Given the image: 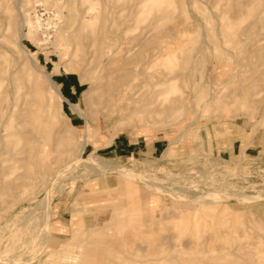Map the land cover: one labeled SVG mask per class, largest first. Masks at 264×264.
<instances>
[{
    "label": "rangeland",
    "instance_id": "rangeland-1",
    "mask_svg": "<svg viewBox=\"0 0 264 264\" xmlns=\"http://www.w3.org/2000/svg\"><path fill=\"white\" fill-rule=\"evenodd\" d=\"M0 264H264V0H0Z\"/></svg>",
    "mask_w": 264,
    "mask_h": 264
},
{
    "label": "bare ground",
    "instance_id": "bare-ground-1",
    "mask_svg": "<svg viewBox=\"0 0 264 264\" xmlns=\"http://www.w3.org/2000/svg\"><path fill=\"white\" fill-rule=\"evenodd\" d=\"M144 2V1H143ZM21 17V16H20ZM10 19V18H9ZM8 19V20H9ZM10 21V20H9ZM10 23H12V22H10ZM22 20L20 19V31H19V38H21V37H23V36H25V37H28V38H31L32 37V33H30L29 31L28 32H24L23 30H22ZM20 45V47L21 48H24V46L22 45V43H20L19 44ZM32 62H33V65L35 66V68H36V70L38 71V72H40V75H36L37 76V79L40 81V82H42V83H47L48 82V89H47V93H46V100H48V101H50V102H55V103H57L60 99H63V100H66L67 101V99L65 98V97H63L62 96V94L60 93V91H59V89H58V87L55 85V83L50 79V76H49V73L48 72H46V71H44V70H40V69H38V67H37V62L34 60V59H32ZM110 65V64H109ZM109 73V72H108ZM31 75H32V73H30ZM109 75V74H108ZM30 76V75H29ZM102 76V75H101ZM107 77H109V76H107ZM111 77V76H110ZM109 77V78H110ZM30 78H32V77H30ZM31 80V79H30ZM110 80V79H109ZM160 81V80H159ZM27 83H30V81L28 82V80H27ZM106 83V82H105ZM31 84V83H30ZM96 84V83H95ZM164 84V83H163ZM11 85V84H10ZM28 85V84H27ZM43 87V86H42ZM105 87V86H104ZM11 88V87H10ZM29 88V87H28ZM33 88V87H32ZM32 88L30 89V90H32ZM108 88V87H107ZM102 91V90H101ZM45 92V91H44ZM108 92V91H107ZM43 93V92H42ZM113 93V92H112ZM45 94V93H44ZM43 94V95H44ZM108 94V93H107ZM136 94V93H135ZM11 95V94H10ZM39 95H41L40 94V92H39ZM32 96V95H31ZM99 96H101V95H99ZM134 96H136V95H134ZM133 96V97H134ZM39 97V96H38ZM103 97V96H102ZM107 97V96H106ZM44 99V98H43ZM109 98H107V100H108ZM10 100H11V98H10ZM40 100H42V98H41V96H40ZM157 100V99H156ZM43 102V101H42ZM41 102V103H42ZM40 103V104H41ZM44 103V102H43ZM69 103V105H70V107H71V109H72V111L74 112V113H78V114H81L82 116H83V114L81 113V112H79V104L78 103H70V102H68ZM39 104V103H38ZM57 105H58V103H57ZM13 107H14V101L13 100H11V101H9V108H12L13 109ZM42 107V106H41ZM51 109V108H50ZM118 108H116L115 110H117ZM52 111H53V109H52ZM7 113V112H6ZM39 114V113H38ZM37 114V115H38ZM51 114V113H50ZM50 114H48V116L50 115ZM7 115H9L8 113H7ZM32 115V114H31ZM40 115V114H39ZM52 115H53V113H52ZM127 115V114H126ZM125 115V116H126ZM6 116V115H5ZM51 116V115H50ZM7 118H8V116H6ZM40 117H41V115H40ZM84 118V123H83V125H82V129L84 130V134H88L89 133V129H88V127H87V117H83ZM6 119V118H5ZM7 120V119H6ZM2 123V122H1ZM5 123V122H4ZM38 124H39V122H37ZM37 125V124H36ZM36 125H34V126H36ZM39 126H41L40 124H39ZM36 127H38V125L36 126ZM36 127H35V129H36ZM66 127V126H65ZM39 128H41V127H39ZM48 128V127H47ZM39 130V129H38ZM42 130V129H41ZM46 131H47V129H46ZM37 133V132H36ZM35 133V134H36ZM42 133V132H41ZM40 134V133H39ZM31 136H33V135H31ZM39 136H41V135H39ZM37 139V138H36ZM33 145H34V143H32ZM41 144V143H40ZM36 147V146H35ZM34 147V148H35ZM40 147V146H39ZM69 148V147H68ZM28 149V148H27ZM38 150H39V148H38ZM36 152V151H35ZM43 153H45V152H43ZM36 162V161H35ZM98 162V161H97ZM93 164V163H92ZM97 165V164H96ZM94 168H97V166H95ZM100 168V167H99ZM58 170V169H57ZM103 170V168L101 169V171ZM59 171V170H58ZM100 171V170H99ZM121 172V171H120ZM127 176H129V175H127ZM263 196V195H262ZM46 202H47V199H46ZM49 206V205H48ZM45 208H46V206H45Z\"/></svg>",
    "mask_w": 264,
    "mask_h": 264
},
{
    "label": "crops",
    "instance_id": "crops-1",
    "mask_svg": "<svg viewBox=\"0 0 264 264\" xmlns=\"http://www.w3.org/2000/svg\"><path fill=\"white\" fill-rule=\"evenodd\" d=\"M162 140H153L148 144L145 140L137 138L135 140L129 139L126 135L115 136L109 144L104 146L106 152L118 158L128 156H152L162 150ZM235 147L233 146V151Z\"/></svg>",
    "mask_w": 264,
    "mask_h": 264
}]
</instances>
